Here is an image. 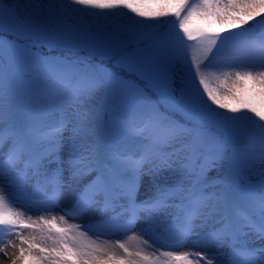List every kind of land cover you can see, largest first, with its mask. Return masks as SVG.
Here are the masks:
<instances>
[{"label": "snow or ice", "instance_id": "snow-or-ice-1", "mask_svg": "<svg viewBox=\"0 0 264 264\" xmlns=\"http://www.w3.org/2000/svg\"><path fill=\"white\" fill-rule=\"evenodd\" d=\"M0 253L264 264V0H0Z\"/></svg>", "mask_w": 264, "mask_h": 264}, {"label": "rangeland", "instance_id": "rangeland-1", "mask_svg": "<svg viewBox=\"0 0 264 264\" xmlns=\"http://www.w3.org/2000/svg\"><path fill=\"white\" fill-rule=\"evenodd\" d=\"M168 19L170 20L171 17H169ZM64 51L65 50H60L58 52H64ZM69 51H71V50H69ZM78 51H84V50H78ZM84 52L87 53L86 51H84ZM91 59L92 60L95 59V60L100 61L98 57H92ZM106 61H109V60H106ZM109 63L112 64V65H114V62L113 61L112 62H109ZM104 68H106V67H104ZM106 69H108V68H106ZM109 69H110V71H113V69H117L120 72L119 75L122 76L123 78H125V76H127L126 74H129L128 77H126L127 79H131L132 78V75L128 72V70L126 68H118V67L110 66ZM139 82L140 81L138 80L137 83H139ZM140 83L139 84H140V86L142 88L145 87V83L146 82H140ZM221 111H223V110H221ZM214 176H215V171L213 170V172L210 173V178L211 177H214ZM17 207H19V205H17ZM72 223H78V221H72ZM116 238H123V237H106V236H102L101 237V239H116ZM17 243H18V241H17ZM8 251H9V253H11L12 249H8ZM0 264H11L10 257H6L3 253H0Z\"/></svg>", "mask_w": 264, "mask_h": 264}, {"label": "trees", "instance_id": "trees-1", "mask_svg": "<svg viewBox=\"0 0 264 264\" xmlns=\"http://www.w3.org/2000/svg\"><path fill=\"white\" fill-rule=\"evenodd\" d=\"M124 11H126V10H124ZM172 19V18H171ZM55 55H63V57H65V58H69V59H72V60H77V59H83V58H85L87 55H88V53H85L84 51H78V50H71V51H69V50H65L64 52H55L54 53ZM93 62H95V63H100V61H98V60H92ZM98 61V62H97ZM109 62H112V61H106V60H104L103 61V63H102V67H106V68H108L109 69V67L110 66H113L112 64H110ZM110 70V69H109ZM113 72H117L118 74H120V72L117 70V69H113ZM127 76H125V78L126 77H128V75L129 74H126ZM124 76V75H123ZM127 79V78H126ZM140 83V82H139ZM141 84V83H140Z\"/></svg>", "mask_w": 264, "mask_h": 264}, {"label": "bare ground", "instance_id": "bare-ground-1", "mask_svg": "<svg viewBox=\"0 0 264 264\" xmlns=\"http://www.w3.org/2000/svg\"><path fill=\"white\" fill-rule=\"evenodd\" d=\"M69 222H70V223H72V221H71V220H70Z\"/></svg>", "mask_w": 264, "mask_h": 264}]
</instances>
